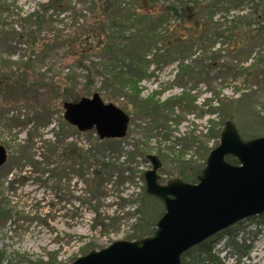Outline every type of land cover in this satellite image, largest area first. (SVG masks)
Listing matches in <instances>:
<instances>
[{
    "label": "rangeland",
    "instance_id": "obj_1",
    "mask_svg": "<svg viewBox=\"0 0 264 264\" xmlns=\"http://www.w3.org/2000/svg\"><path fill=\"white\" fill-rule=\"evenodd\" d=\"M46 1L0 0V66L7 61L18 67L24 62L25 44L12 30L27 28L28 14L35 10L41 12L42 3ZM115 2L118 8L107 13L110 18L119 15L120 10L138 11L140 17H143L142 12H147L142 25L147 22L148 26L160 18L165 5L162 1L152 4L139 0ZM189 2L192 14L163 21L155 41L146 33H135L133 47L144 52L148 60L144 62L148 76L136 85L137 99L129 89L119 88L102 74L111 67L107 61L111 53L100 52L93 43L87 54L94 73L87 96L97 92L104 102L115 104L129 116L124 136L117 138L122 149L106 158L126 167L128 172L124 171V176L127 178L117 184L116 174L105 176L103 180L108 182L101 188L103 193L94 206L81 203L89 195L79 172L77 175L61 172L57 177H50L48 167L58 158L40 146L43 140L53 141L55 132H62L64 144L77 143L85 150L89 142L83 133L98 136L95 130L77 132L66 122L61 91L43 88L34 93L25 85L17 91L0 85V145L7 152L6 161L0 167V200L4 198L11 207L10 217L0 219V264H40L50 255L57 263L67 264L91 249H100L115 240H131L128 237L136 223L132 209L140 204L139 198L145 190L140 173L151 167L146 154L159 157L162 165L157 173L159 182L164 183L177 176L178 158L196 166L202 163L204 146L213 148L219 141L216 136L207 135L208 127L212 132L222 128L228 114L245 136L264 135V81L254 82L244 74L228 73L230 67H253V63L256 70H264V39L251 38L247 33L229 37L224 31L229 22L220 13L208 18L210 0ZM92 7L90 0H70L63 11H47L46 17L50 20L43 25L42 32L53 34L75 27L80 33H86L87 29L93 31L96 19H91ZM238 13L231 11L229 15ZM204 21L209 25L206 34L201 32L205 28ZM222 31L224 35L220 34ZM65 52L66 46L56 44L41 54L36 53L32 56L35 70L54 81L60 80L61 74L69 87H84V70L66 67ZM116 54L118 52L113 51L112 57ZM181 64L187 66L186 72L181 70ZM184 92L186 97L181 105L170 108L164 103ZM238 97L241 100L236 105H228L222 112L212 110L220 101L227 103ZM133 101L147 104L151 111H138ZM35 106L47 108L46 125L37 127L32 120ZM160 106L163 108L159 110ZM28 134L34 135L32 142L27 140ZM77 163L84 167L85 163ZM92 167L86 164L84 177L90 175ZM131 169H135V173H130ZM95 210L100 216L94 219ZM101 219L107 227H102ZM241 226L255 228L246 219ZM221 244L219 242L216 248ZM220 256L223 257V252ZM242 261L264 264V229L256 235L249 256ZM224 262L231 264L234 260L228 257Z\"/></svg>",
    "mask_w": 264,
    "mask_h": 264
},
{
    "label": "trees",
    "instance_id": "obj_2",
    "mask_svg": "<svg viewBox=\"0 0 264 264\" xmlns=\"http://www.w3.org/2000/svg\"><path fill=\"white\" fill-rule=\"evenodd\" d=\"M90 1L93 2L91 19L95 18L96 21L94 23V30L90 31V29H87L86 33L76 32L77 27L69 28L66 31L58 30L53 34H45L42 32V27H45L43 25L49 24L50 20L46 17L47 11H63L66 5H69L70 0L67 3L65 0H47L42 3L41 12L35 10L28 14L26 20L29 26L20 30H12V34L16 35L18 39H21L20 41L23 45L25 44V60L18 67H13L11 62H2L0 66V85H5L15 91L25 85L27 89L34 93H37L40 89L43 90V88H54L61 91L60 97L63 102L78 100L88 95L90 85L93 83L94 73L89 61H87V54L90 53L91 46L95 43V46L100 52L111 53V56L107 58V61L111 63V67L103 71L102 74L106 78L111 79L119 88L129 89L133 97L137 99L139 90L136 85L140 79L148 76L147 68H144V62L148 60H145L146 55L144 52H139L133 47L134 41H136L135 38L137 37L135 33L137 34L140 31L143 35L148 34L150 36L149 38L155 41L159 34L157 31L161 23L168 21L171 17L182 19L184 16H189L192 14L190 12V10L192 11V4L189 0H139L147 4H152L157 1L165 3L163 10L159 13L160 18L148 26L147 22L142 25L145 21V16H147V12H142L143 17H140L137 16L138 11L128 12L129 9L127 11L120 10L119 15L115 14L113 18H110L107 13L110 10H117L118 8L115 0ZM208 7L210 8V11L208 8V18L211 19L213 14L220 13L229 22L228 28L224 30L229 33V37L235 33H247L251 38L258 36L259 39H264V0H210ZM231 11H239V13L230 16ZM199 12H201L200 9ZM199 12H195V14ZM202 25L205 28L201 32L206 34L209 25L207 26L205 21ZM224 31L220 34L224 35ZM56 44L66 46V52L63 55V62L66 67L73 66L84 70V87L77 89L74 88L75 86L69 87L64 82V77L61 74L60 80L54 81L52 77H45L39 71L35 70L32 56H36V53L41 54L44 50ZM113 51L118 52L114 57H112ZM252 66L245 68L237 66L230 67L228 73L232 75L244 74L254 82L264 81V70H256V64L254 63ZM180 68L184 72L187 71V66L183 64L180 65ZM184 93L181 96H173L164 103L169 105L170 108H174L177 104L181 105L183 99L186 97V93ZM240 100L241 97L230 99L228 100L230 102L227 103L220 101L218 106L212 110L222 112L225 107L228 108V105H236ZM133 104L134 108L138 111H151L147 104L143 105L137 101H133ZM162 108L163 106H160L159 110ZM32 111L36 113L32 118L36 126L46 125L47 122L44 120V114L47 108L35 106L32 108ZM227 118H231V115L228 114ZM208 130L207 135L209 134L219 138L221 127L216 128L214 132H212L210 127H208ZM239 133L243 138L253 137V135L245 136L240 131ZM62 134V132H55V139L53 141L43 140L40 146V148H44L46 151L53 152L50 155L58 158L57 160L50 159L52 160V167H48L49 175L54 178L58 174H61V172L64 174L65 172L66 174L75 173L76 175L79 172V176H81L87 186L86 192L89 195L83 198L81 203H88V205L94 206L103 193V189L101 188L108 182L107 180H103L105 176L111 177L116 174L117 184H121L127 178V175L124 176V171H127L126 167L122 168L115 164V162H110L106 159L118 154V150L122 149L119 145L120 139H101L98 136H92L91 132L87 134L83 133L89 142V147L84 150L77 143L69 142L64 144ZM28 135L27 140L29 139L32 142L34 135ZM210 149L211 147L204 146L203 161L197 166L178 158V172L176 177L184 181L194 182L196 176L204 166L206 156ZM225 158L231 163H236L235 158L232 156L227 155ZM78 161H81V164L82 162L85 163L84 167L80 163H77ZM49 164L50 161L47 159L46 165L48 166ZM77 164L79 165L78 167ZM86 164L87 167L91 164L93 167L90 175L84 177L83 169ZM130 171V173H135V169H131ZM140 177L143 178V173H140ZM139 202L140 204L132 209V215L135 217L136 223L133 226L132 234L128 237L129 239H137L152 234L155 230L156 221L164 210L162 202L158 198L146 194L145 190H143ZM10 215L11 207L8 206L4 198H1L0 219L5 220ZM97 216L99 217L100 213L95 210L94 219ZM245 219L252 222L255 228L251 227L246 229L242 227L241 225L244 220L242 219L187 249L181 255L182 264H225L224 258L228 257L234 260L231 264H248L244 263L242 259L249 256L256 235L264 229L262 228L264 227V213ZM99 223H101L103 228L108 225L103 224L102 219L99 220ZM219 242H222L221 247L216 248ZM222 252L223 257L220 256ZM40 264L59 263L50 255L47 256L45 261L41 260Z\"/></svg>",
    "mask_w": 264,
    "mask_h": 264
},
{
    "label": "water",
    "instance_id": "obj_3",
    "mask_svg": "<svg viewBox=\"0 0 264 264\" xmlns=\"http://www.w3.org/2000/svg\"><path fill=\"white\" fill-rule=\"evenodd\" d=\"M63 117L79 131L94 129L99 138L124 136L129 116L97 92L64 101ZM235 158L236 163L226 160ZM7 152L0 145V167ZM151 167L143 172L145 192L158 198L163 213L155 230L131 240H115L91 249L67 264H182L187 249L224 228L264 213V135L243 138L235 123L226 119L219 142L206 156L194 182L179 177L159 182L161 161L146 154Z\"/></svg>",
    "mask_w": 264,
    "mask_h": 264
}]
</instances>
